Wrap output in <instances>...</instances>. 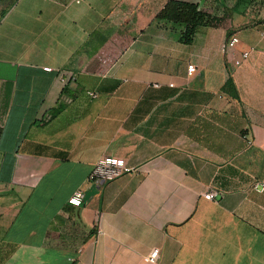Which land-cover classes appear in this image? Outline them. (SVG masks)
<instances>
[{
	"label": "crops",
	"instance_id": "obj_1",
	"mask_svg": "<svg viewBox=\"0 0 264 264\" xmlns=\"http://www.w3.org/2000/svg\"><path fill=\"white\" fill-rule=\"evenodd\" d=\"M168 1L0 0V264H264V0Z\"/></svg>",
	"mask_w": 264,
	"mask_h": 264
},
{
	"label": "built area",
	"instance_id": "obj_2",
	"mask_svg": "<svg viewBox=\"0 0 264 264\" xmlns=\"http://www.w3.org/2000/svg\"><path fill=\"white\" fill-rule=\"evenodd\" d=\"M84 0H75L76 3H81ZM240 42V39L236 35H232L228 37L223 44L221 45L222 53L229 57L232 56L234 58V64L239 66L242 64L244 59H247L250 56V51L244 50L240 53V56L236 57L235 48ZM50 70V68H46ZM188 70L190 73H193L196 70V66L190 64L188 66ZM63 80H65L63 78ZM155 86H159V84H155ZM173 86V84H170ZM133 171V168L127 165V162L124 158L107 156L99 159L92 171L89 175V180L93 181L97 184H101L107 181H112L117 179L118 177L127 174ZM217 193L214 191H209L205 194V198L207 199H215ZM69 203L73 206H81L85 203V195L82 189H77L74 194L69 198ZM101 231V230H100ZM159 255V249L154 248L150 254L146 257L147 261L150 263H156Z\"/></svg>",
	"mask_w": 264,
	"mask_h": 264
},
{
	"label": "trees",
	"instance_id": "obj_3",
	"mask_svg": "<svg viewBox=\"0 0 264 264\" xmlns=\"http://www.w3.org/2000/svg\"><path fill=\"white\" fill-rule=\"evenodd\" d=\"M157 19L181 26L180 41L183 44L193 43L200 26H215L217 21L216 17L203 11L198 3L186 0H169ZM225 90L235 97L238 96L231 78L227 81Z\"/></svg>",
	"mask_w": 264,
	"mask_h": 264
},
{
	"label": "rangeland",
	"instance_id": "obj_4",
	"mask_svg": "<svg viewBox=\"0 0 264 264\" xmlns=\"http://www.w3.org/2000/svg\"><path fill=\"white\" fill-rule=\"evenodd\" d=\"M13 1H14V3H16L15 0H13ZM26 1H27V0H23V3H21V4H26Z\"/></svg>",
	"mask_w": 264,
	"mask_h": 264
}]
</instances>
